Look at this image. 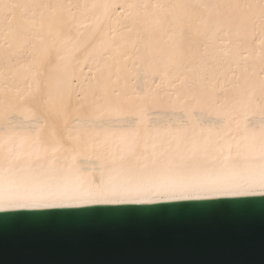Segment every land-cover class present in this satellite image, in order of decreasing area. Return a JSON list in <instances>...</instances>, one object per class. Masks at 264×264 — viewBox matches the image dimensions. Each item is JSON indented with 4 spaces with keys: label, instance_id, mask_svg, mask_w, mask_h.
<instances>
[{
    "label": "bare ground",
    "instance_id": "1",
    "mask_svg": "<svg viewBox=\"0 0 264 264\" xmlns=\"http://www.w3.org/2000/svg\"><path fill=\"white\" fill-rule=\"evenodd\" d=\"M3 3L5 197L101 174L131 185L176 177L259 180L264 0ZM250 196L260 195L160 203ZM91 206L105 205L52 208Z\"/></svg>",
    "mask_w": 264,
    "mask_h": 264
},
{
    "label": "water",
    "instance_id": "2",
    "mask_svg": "<svg viewBox=\"0 0 264 264\" xmlns=\"http://www.w3.org/2000/svg\"><path fill=\"white\" fill-rule=\"evenodd\" d=\"M162 204L0 212V264H264V197Z\"/></svg>",
    "mask_w": 264,
    "mask_h": 264
},
{
    "label": "snow or ice",
    "instance_id": "3",
    "mask_svg": "<svg viewBox=\"0 0 264 264\" xmlns=\"http://www.w3.org/2000/svg\"><path fill=\"white\" fill-rule=\"evenodd\" d=\"M5 7L0 0V11ZM17 7V5H7ZM259 194L264 197V171L258 181H240L236 176H223L208 180L191 178H161L143 184H113L101 174L98 181L76 184L43 185L27 189L15 196L5 197L0 189V209H37L72 205H115L155 203L206 197H237ZM225 203L226 201H213ZM85 211H118L110 209H85Z\"/></svg>",
    "mask_w": 264,
    "mask_h": 264
}]
</instances>
